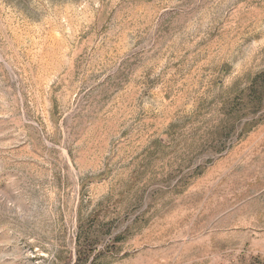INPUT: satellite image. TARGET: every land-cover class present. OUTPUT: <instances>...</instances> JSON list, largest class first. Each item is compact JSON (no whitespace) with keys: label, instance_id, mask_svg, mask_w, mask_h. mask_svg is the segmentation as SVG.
Segmentation results:
<instances>
[{"label":"rangeland","instance_id":"374dc122","mask_svg":"<svg viewBox=\"0 0 264 264\" xmlns=\"http://www.w3.org/2000/svg\"><path fill=\"white\" fill-rule=\"evenodd\" d=\"M0 264H264V0H0Z\"/></svg>","mask_w":264,"mask_h":264}]
</instances>
